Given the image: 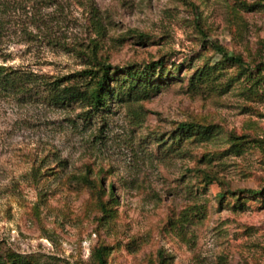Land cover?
I'll list each match as a JSON object with an SVG mask.
<instances>
[{
    "label": "rangeland",
    "instance_id": "obj_1",
    "mask_svg": "<svg viewBox=\"0 0 264 264\" xmlns=\"http://www.w3.org/2000/svg\"><path fill=\"white\" fill-rule=\"evenodd\" d=\"M13 1L0 65L65 86L163 60L171 80L99 112L35 84L0 94L5 249L33 264H264V0ZM181 123L214 135L179 142Z\"/></svg>",
    "mask_w": 264,
    "mask_h": 264
},
{
    "label": "trees",
    "instance_id": "obj_2",
    "mask_svg": "<svg viewBox=\"0 0 264 264\" xmlns=\"http://www.w3.org/2000/svg\"><path fill=\"white\" fill-rule=\"evenodd\" d=\"M20 9L18 2L13 0H0V58L4 56V45L11 36L13 21L11 16ZM264 9V5H263ZM223 62L237 67L246 66L241 56L231 55L220 45H212ZM98 69H89L80 72L79 81L71 85H65V79L47 81L39 79L30 73H19L7 66L0 65V94L22 91L27 86L36 85L41 88L45 99L57 108L70 106L74 103H82L89 108L90 112H99L108 108L111 100H124L133 98L141 100L158 92L167 81L164 72V61L158 60L141 68L125 67L113 68L105 64H97ZM116 71H120L117 75ZM34 76V77H33ZM178 141L188 140L193 135L211 138L214 135V126H201L195 123H181L178 128ZM177 141V140H175ZM99 252V261L104 263L102 254ZM0 264H33L31 259L18 253L5 249L0 241Z\"/></svg>",
    "mask_w": 264,
    "mask_h": 264
}]
</instances>
